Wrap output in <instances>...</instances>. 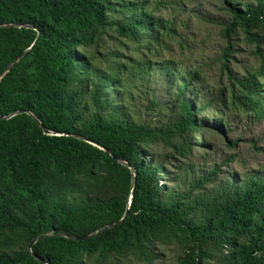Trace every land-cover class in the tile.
<instances>
[{"label":"trees","instance_id":"16d2710c","mask_svg":"<svg viewBox=\"0 0 264 264\" xmlns=\"http://www.w3.org/2000/svg\"><path fill=\"white\" fill-rule=\"evenodd\" d=\"M151 1L0 0V77L31 48L0 81V264H155L159 245L174 246L178 264H264V174L222 180L215 166L184 188L160 184L167 162L205 145L206 129L229 131L228 112L264 120V0H226L228 85L214 96L200 70L162 57L179 34ZM110 31L138 54L100 52ZM239 35L261 64L234 74ZM155 68L175 86L168 104L147 105L158 125L136 121L119 93L125 77L150 80ZM156 145L168 151L161 162Z\"/></svg>","mask_w":264,"mask_h":264},{"label":"rangeland","instance_id":"374dc122","mask_svg":"<svg viewBox=\"0 0 264 264\" xmlns=\"http://www.w3.org/2000/svg\"><path fill=\"white\" fill-rule=\"evenodd\" d=\"M238 5L252 3L254 0H229ZM152 8L162 2V11L158 15L175 21L178 30L177 40H169V50L162 51V57L176 61L183 71L200 70L203 89L209 96L228 85L227 75L222 70L226 61L223 56L227 41L222 28L232 22V5L226 0H152ZM178 4V5H177ZM180 5V6H179ZM167 6V7H166ZM183 6V7H182ZM166 7V8H165ZM182 7V8H181ZM232 57L228 65L234 74L245 73L247 68L258 67L260 58L256 55L255 45L248 44L243 35L233 40ZM135 44L124 42L110 31L103 37L102 49L119 50L127 55H137ZM264 53V45L261 46ZM155 68L150 80L133 82L124 78V88L120 89L122 105H126L136 121L158 125L159 119L147 112L152 100L159 104H168L173 99L175 86L158 78ZM209 92V93H208ZM129 93V94H128ZM210 99V97L208 98ZM203 98L202 101H206ZM124 101V102H123ZM228 132L217 133L210 129L203 132L205 145L196 148L193 158L169 161L166 164L167 176L161 177L160 184L173 188L183 187L200 173L209 172L215 166H222V180L235 176L244 180L257 172L264 174V120L257 122L253 115L236 110L228 112ZM213 121V117L211 121ZM231 142L237 145L231 148ZM155 162L163 161L166 151L162 146L151 147ZM163 257L155 264H178L179 251L174 246L159 245ZM111 264H142L135 260L116 261Z\"/></svg>","mask_w":264,"mask_h":264},{"label":"water","instance_id":"95a60500","mask_svg":"<svg viewBox=\"0 0 264 264\" xmlns=\"http://www.w3.org/2000/svg\"><path fill=\"white\" fill-rule=\"evenodd\" d=\"M16 27H22L21 25H15ZM10 27V26H9ZM27 27H31V26H27ZM31 28H33V29H36V28H34V27H31ZM37 30V29H36ZM38 38L41 36V32L38 30ZM31 49V48H30ZM30 49H28L27 51H25L14 63H12L10 66H9V68L7 69V71L0 77V81H1V79L3 78V76L7 73V72H9V70L12 68V67H14L15 65H16V63H18L21 59H23L24 57H25V55L29 52V50ZM23 111H21V112H19V113H22ZM33 118H35V120L40 124V126L44 129V127H43V125L41 124V122L39 121V119H37V117L35 116V115H33L32 113H29ZM13 116V115H12ZM11 117V116H10ZM58 135H60V134H58ZM78 138H81V137H78ZM92 144H94V145H96L95 143H93V142H91ZM103 150H105L107 153H109L112 157H115V155L112 153V152H110L109 150H106V149H104V148H102ZM122 164H124V165H126L127 167H129L130 169H131V171H132V173L135 175V169H134V167L133 166H130L127 162H124V161H122L121 162ZM130 203H131V200H130ZM129 203V204H130ZM129 209H130V207L128 208V210H127V212H126V214H125V217L123 218V220L126 218V216L129 214ZM122 220V221H123ZM97 234L96 233H94V234H90V235H86V236H84V237H81V238H77V237H73V236H71V235H65V237H67V238H73V239H75V240H77V241H81V240H86V239H89V238H92V237H95ZM47 236V234H44V235H42V236H39V237H36L32 242H31V244L29 245V250L32 252V248H33V246L40 240V239H42V238H44V237H46ZM42 262H45V261H43L42 259H40ZM46 264H50V262L49 261H47V262H45Z\"/></svg>","mask_w":264,"mask_h":264}]
</instances>
